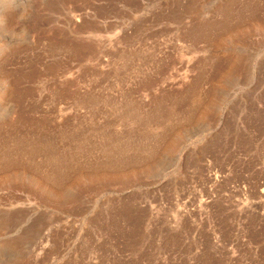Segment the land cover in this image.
Listing matches in <instances>:
<instances>
[{
  "label": "rangeland",
  "instance_id": "obj_1",
  "mask_svg": "<svg viewBox=\"0 0 264 264\" xmlns=\"http://www.w3.org/2000/svg\"><path fill=\"white\" fill-rule=\"evenodd\" d=\"M4 1L0 150L24 133L30 143L55 142L87 179L44 201L0 186V264H264V44L238 49L254 56L221 81V63L203 60L210 49L182 58L173 28L155 27L141 45L109 35L100 61L71 64L79 102L56 100L41 77L21 104L4 72L29 71L44 48L33 47L37 35L85 28L94 11L70 21L60 0H32L21 19ZM156 1L153 11L174 2ZM86 94L92 101L82 104ZM173 138L180 144L168 150Z\"/></svg>",
  "mask_w": 264,
  "mask_h": 264
},
{
  "label": "bare ground",
  "instance_id": "obj_2",
  "mask_svg": "<svg viewBox=\"0 0 264 264\" xmlns=\"http://www.w3.org/2000/svg\"><path fill=\"white\" fill-rule=\"evenodd\" d=\"M5 1L12 8L13 16H19L21 19H24L25 16V6L29 5L30 7L31 2H33L32 0ZM216 1L174 0L171 6L168 5V11L160 9L159 7L153 11V7L158 4L156 0H143L142 2L138 0H60L59 3L64 6H69L68 15L70 16V21L72 16L77 18V16H82L87 10L94 11L93 17L86 23V26L84 25L85 28L81 27L83 26L81 25L80 27H72V31L68 28L55 30L51 35H37L32 42L33 47L44 45V48H42V52L28 59L29 71H25L26 68H21L17 69L14 74L4 72L6 83H9L7 86L11 88L8 92L14 99L16 98L23 104L27 98L33 96L34 90L32 89V83L39 82L41 77H46L52 83L50 90L56 96V100H61V102L65 100L70 103L79 102L76 100L77 88H75V80L72 77L75 67L71 65L72 63L94 61V59L99 60L100 58L98 59V57L101 56V49L106 47V43L109 40H112L111 37H115L114 40L125 41L131 44L139 43L141 45L143 41L145 42V37L154 36V28L158 26L161 27V31L163 30L165 32H170L172 28L175 29V42L180 46L178 48L182 58H185L188 54H196L202 49H210L209 55L203 60L221 63L217 72L220 75L219 80L224 81L232 77L233 72L236 70H244V62L249 58L251 60V57L254 56L250 52L247 55L239 53L237 52L238 49L242 50L243 47H249L251 45L260 47L264 44V0H226L216 8H212ZM119 3L123 4V9L118 8ZM1 10L0 23L6 24L7 19ZM111 14L116 19L123 20L122 25H108L106 21ZM10 22H13L12 16L10 17ZM62 28L67 27L64 26ZM127 28L130 30V34L126 33ZM72 33L76 35L80 34L84 38L75 39L78 36L72 38ZM113 33L114 35H112ZM254 37H260V39L254 42ZM43 41H46V43L43 44ZM10 43L11 41L8 42V44ZM227 49L230 50V53L227 56H224L225 54L223 53L224 58H217L220 55L216 57L214 54L217 50L225 51ZM2 50L3 46L0 47V53H2ZM43 59H47L48 62L43 67L44 70L39 71L35 65L42 62ZM1 78L3 79V77ZM25 84H30L31 86L23 88ZM61 86H64V88H61ZM80 96L79 100L82 104H88V101H92L91 99L89 100L88 94L84 98H80ZM198 97L197 95L194 96L193 100H191L193 102L191 103L198 105L204 110V106L200 103L203 99L200 100L201 97ZM213 102L214 100L211 103L215 104ZM206 105L205 107L207 108L208 106ZM28 108L31 109L33 107L29 106ZM208 108L206 110L210 111ZM21 113L23 114V112ZM24 135L25 133L23 134V138L19 137V140H16V146L13 148L12 146L8 147L6 145L7 143H4L3 146L1 145L0 186L8 188L9 191L19 189L22 192H32L33 195L41 201H44L51 197H57L60 189L80 185L87 179V172L84 174L81 170L82 168L77 173H75L77 170L73 168L76 170L74 172L75 174H73L72 164H75L73 163L74 159H72L73 155L71 154L72 156L68 155L69 157L64 158L62 156L63 153L61 155L59 152L60 148L57 147V143L49 140L42 141L43 139L39 142L35 141L38 142L37 144L33 143V141L30 143V140H28L29 137L25 139ZM177 141L179 140H175L174 138L169 140L170 144L165 145L167 146L166 148L168 150L174 149L176 145L180 144ZM22 156L26 158V161Z\"/></svg>",
  "mask_w": 264,
  "mask_h": 264
}]
</instances>
